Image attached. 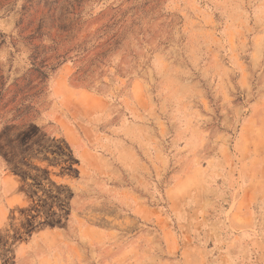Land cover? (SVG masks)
Returning <instances> with one entry per match:
<instances>
[{"label": "rangeland", "instance_id": "1", "mask_svg": "<svg viewBox=\"0 0 264 264\" xmlns=\"http://www.w3.org/2000/svg\"><path fill=\"white\" fill-rule=\"evenodd\" d=\"M0 264H264V0H0Z\"/></svg>", "mask_w": 264, "mask_h": 264}]
</instances>
